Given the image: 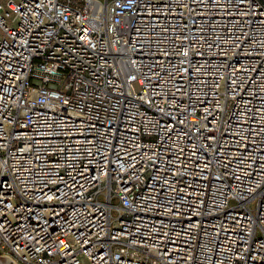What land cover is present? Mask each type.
I'll return each instance as SVG.
<instances>
[{
    "label": "built area",
    "instance_id": "2783aa9c",
    "mask_svg": "<svg viewBox=\"0 0 264 264\" xmlns=\"http://www.w3.org/2000/svg\"><path fill=\"white\" fill-rule=\"evenodd\" d=\"M0 264H264V0H0Z\"/></svg>",
    "mask_w": 264,
    "mask_h": 264
},
{
    "label": "rangeland",
    "instance_id": "374dc122",
    "mask_svg": "<svg viewBox=\"0 0 264 264\" xmlns=\"http://www.w3.org/2000/svg\"><path fill=\"white\" fill-rule=\"evenodd\" d=\"M114 203L117 204V201H115ZM257 206H258V200H254L252 203H250V208L255 214L257 212ZM113 215L114 217H117L119 215V212L117 210H114Z\"/></svg>",
    "mask_w": 264,
    "mask_h": 264
}]
</instances>
